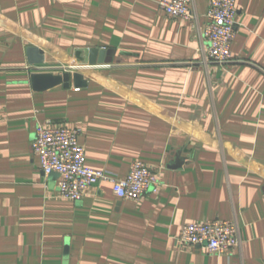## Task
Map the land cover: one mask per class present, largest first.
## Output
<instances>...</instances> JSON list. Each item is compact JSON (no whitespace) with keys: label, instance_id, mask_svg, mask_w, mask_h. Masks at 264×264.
<instances>
[{"label":"crops","instance_id":"0c3cea01","mask_svg":"<svg viewBox=\"0 0 264 264\" xmlns=\"http://www.w3.org/2000/svg\"><path fill=\"white\" fill-rule=\"evenodd\" d=\"M161 0H0V264H264V0H236L234 61L207 57L198 22ZM76 50L111 52L69 87L36 91ZM35 57V58H38ZM39 123L80 130L87 164L120 178L135 160L159 193L120 198L108 182L62 198L32 150ZM234 221L222 255L185 247V224Z\"/></svg>","mask_w":264,"mask_h":264},{"label":"built area","instance_id":"2783aa9c","mask_svg":"<svg viewBox=\"0 0 264 264\" xmlns=\"http://www.w3.org/2000/svg\"><path fill=\"white\" fill-rule=\"evenodd\" d=\"M160 7L172 17L198 22L195 0H161ZM205 16L203 37L209 43L208 59L220 64L233 62L231 46L238 26L236 0H209ZM79 135L77 128L39 123L32 141L42 171L46 175L58 174L62 198L80 200L89 188L101 182L110 183L115 195L124 199L137 200L147 193L160 192L161 179L143 161L135 160L124 178L89 166ZM177 241L185 247H204L210 253L222 255L240 244L239 229L232 220L190 222L183 226Z\"/></svg>","mask_w":264,"mask_h":264},{"label":"water","instance_id":"95a60500","mask_svg":"<svg viewBox=\"0 0 264 264\" xmlns=\"http://www.w3.org/2000/svg\"><path fill=\"white\" fill-rule=\"evenodd\" d=\"M28 54L30 56V64L36 66L35 72L31 75V85L36 91H43L52 87L63 85L64 87L70 86V81L74 78L76 86H82L83 75L78 72V69L91 65H101L111 62V52L98 48H88L86 50L78 49L74 54L72 65L67 66L61 74H54L52 72H40V64L44 62L43 56H37L36 48H29ZM38 57V58H35Z\"/></svg>","mask_w":264,"mask_h":264}]
</instances>
